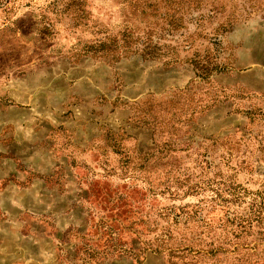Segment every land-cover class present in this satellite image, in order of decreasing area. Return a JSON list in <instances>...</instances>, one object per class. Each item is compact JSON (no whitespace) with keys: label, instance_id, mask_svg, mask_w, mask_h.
<instances>
[{"label":"rangeland","instance_id":"rangeland-1","mask_svg":"<svg viewBox=\"0 0 264 264\" xmlns=\"http://www.w3.org/2000/svg\"><path fill=\"white\" fill-rule=\"evenodd\" d=\"M0 264H264V0H0Z\"/></svg>","mask_w":264,"mask_h":264},{"label":"trees","instance_id":"trees-1","mask_svg":"<svg viewBox=\"0 0 264 264\" xmlns=\"http://www.w3.org/2000/svg\"><path fill=\"white\" fill-rule=\"evenodd\" d=\"M116 42H117V41H116ZM106 45H107V43L104 42V43H101L100 46H101V47H105Z\"/></svg>","mask_w":264,"mask_h":264}]
</instances>
